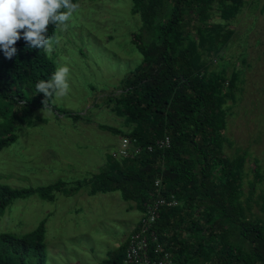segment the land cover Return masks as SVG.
<instances>
[{"label": "trees", "instance_id": "1", "mask_svg": "<svg viewBox=\"0 0 264 264\" xmlns=\"http://www.w3.org/2000/svg\"><path fill=\"white\" fill-rule=\"evenodd\" d=\"M131 1L141 23L132 42L142 60L110 96L116 114L132 125L129 133L115 131L144 147L167 136L169 146L127 158L107 155L104 168L83 180L88 192L118 190L142 211L159 178L167 198L177 201L162 209L154 227L173 264H264V214L255 211L259 206L264 212L263 197H255L261 166L256 158L246 168L248 149L225 151V144L231 145L226 112L240 89L224 59L217 65L211 61L231 33H217L213 11L226 20L242 0ZM75 2L0 0V151L17 139L14 110L21 117L36 108L79 117L52 104L56 68L42 49L55 31L56 16ZM192 18L199 20L195 37L188 26ZM65 184L17 188L0 183V217L14 200L35 193L51 199L52 191ZM44 237V221L23 235L0 232V264H45ZM126 243L99 264L121 263Z\"/></svg>", "mask_w": 264, "mask_h": 264}, {"label": "rangeland", "instance_id": "2", "mask_svg": "<svg viewBox=\"0 0 264 264\" xmlns=\"http://www.w3.org/2000/svg\"><path fill=\"white\" fill-rule=\"evenodd\" d=\"M213 13L215 32L231 33L211 61L224 59L240 89L226 112L231 145L224 148L227 154L248 149L247 169L258 159L263 179L255 197L264 201V0H242L226 20ZM198 22L188 21L191 37ZM140 25L131 0H76L56 16L55 31L42 49L56 68L52 104L79 117L49 108L23 117L15 110L10 114L16 116L17 139L0 151V183L17 188L66 183L51 199L35 193L14 200L0 217V232L15 235L44 221L45 264H99L120 250L140 218L136 201L123 199L118 190L90 194L83 181L104 168L107 155L115 158L123 137L115 129L131 131L110 96L142 60L131 36ZM79 180L84 184L77 186ZM255 211L264 214L259 206Z\"/></svg>", "mask_w": 264, "mask_h": 264}, {"label": "built area", "instance_id": "3", "mask_svg": "<svg viewBox=\"0 0 264 264\" xmlns=\"http://www.w3.org/2000/svg\"><path fill=\"white\" fill-rule=\"evenodd\" d=\"M169 138L157 139L153 144L140 146L129 137L123 136L112 155L115 158H127L141 153L143 150L152 151L155 147L166 148ZM154 197L144 203L140 218L127 237L126 248L122 262L119 264H173L169 252L163 249L158 242L155 224L164 207L177 204L173 198H167L163 192L162 182L159 178L154 181Z\"/></svg>", "mask_w": 264, "mask_h": 264}]
</instances>
